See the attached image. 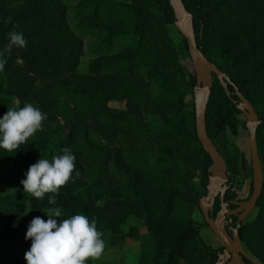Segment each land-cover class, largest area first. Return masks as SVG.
Wrapping results in <instances>:
<instances>
[{"label":"trees","instance_id":"1","mask_svg":"<svg viewBox=\"0 0 264 264\" xmlns=\"http://www.w3.org/2000/svg\"><path fill=\"white\" fill-rule=\"evenodd\" d=\"M182 2L192 14L198 48L230 80L227 95L213 75L205 111L206 131L226 162L228 185L241 154L227 137L237 134L242 114L235 87L260 121L256 142L263 182L257 213L241 238L264 264V0ZM68 8L64 0H0V50L11 31L27 41L5 53L0 117L25 103L46 114L43 130L16 152L0 149V161L10 165L0 178L10 189L0 194V246H19L23 256L29 250L28 226L20 227L28 204L38 211L60 207L58 220L82 214L95 220L98 231L136 239L137 264H213L217 251L200 236L193 217L212 162L196 135L194 106L186 107L196 77L183 68L169 34L175 22L169 0H78L73 25ZM9 17L12 23H5ZM85 35L96 43L81 72ZM119 37L130 41L114 50ZM63 148L76 157L75 171L55 195L56 204L48 203L51 193L42 200L24 193L20 181L29 166L40 158L51 161ZM130 218L135 223L128 225Z\"/></svg>","mask_w":264,"mask_h":264},{"label":"clouds","instance_id":"2","mask_svg":"<svg viewBox=\"0 0 264 264\" xmlns=\"http://www.w3.org/2000/svg\"><path fill=\"white\" fill-rule=\"evenodd\" d=\"M5 23H12L11 17ZM19 27V25H14ZM27 41L21 32L11 31L8 34V44L0 50V72L5 68L7 60L5 53L11 54L13 47L24 48ZM46 114L31 103H25L18 109L8 108L0 117V149L6 152H16L38 131L43 130ZM60 155L52 157L51 161L40 158L29 166L20 181L24 193L37 200H42L45 194L49 196V205L56 204L55 195L61 187L72 178L75 171V159L71 149H61ZM75 175L78 177L79 172ZM48 219L34 217L25 234V240H31L28 251L24 254L26 264H87L89 259H99L106 247L102 233L97 230L95 220L87 216L75 214L69 218L61 217L60 207L46 209Z\"/></svg>","mask_w":264,"mask_h":264},{"label":"water","instance_id":"3","mask_svg":"<svg viewBox=\"0 0 264 264\" xmlns=\"http://www.w3.org/2000/svg\"><path fill=\"white\" fill-rule=\"evenodd\" d=\"M169 4L175 17L174 25L186 41L188 55L191 59L196 77V84L193 90L196 135L212 162L208 183L206 185V194L198 199V208L209 229L223 241L224 251L219 256V260L214 264H224L221 259H229L228 264H246L241 260L242 256L253 264H261L255 257L242 248L236 230L233 231L234 240H232L228 237L223 227L225 212L228 214L239 212L238 218L242 220L256 207V201L260 195L263 182L262 166L258 156L256 142V131L260 121L250 101L235 87L234 92L238 98L236 107L245 117V128L248 133L252 169V191L245 201H231V203L237 205L234 210H227L226 203H221V209L217 212L215 218L210 217L215 198L218 196L222 201L224 193L229 186L227 184L228 174L226 162L206 131L205 111L213 83V75L216 76L227 95H229L228 84L230 80L198 48L193 28L192 14L186 10L182 0H169Z\"/></svg>","mask_w":264,"mask_h":264},{"label":"rangeland","instance_id":"4","mask_svg":"<svg viewBox=\"0 0 264 264\" xmlns=\"http://www.w3.org/2000/svg\"><path fill=\"white\" fill-rule=\"evenodd\" d=\"M68 5V22L73 25L76 21L74 5L78 0H64ZM168 31L171 39L177 49L178 56L181 60L182 66L186 72H194L191 59L188 55L187 50L184 47V37L175 27V25H169ZM130 41V38H120L114 45V50L126 45ZM84 53L80 59L79 70L81 72L86 71L88 62L94 57V47L96 39L93 36L85 35L83 37ZM109 105L114 108H123V103L118 101H111ZM193 106V97L189 94L186 99V107L191 108ZM239 127L236 135L227 132V137L234 143L241 154L238 155L236 167L233 172L230 173L232 177V191L237 198H245L251 192L252 184V169L251 160L249 153L248 144V133L244 128L243 121L245 117L243 114L238 116ZM9 163L0 161V178L6 176L9 171ZM10 191L9 188L4 187L0 184V194H4ZM45 209L34 210L26 205L24 216L20 222V227L28 226L30 221L34 217H41L42 219L47 216ZM257 208L255 207L251 213L246 217V221L250 222L256 215ZM193 217L196 220L200 236L209 244L215 245L216 240L211 236L208 226L204 222L202 214L199 209H195ZM135 219L130 218L128 225L134 224ZM101 232V231H100ZM102 239L105 241L106 247L102 256L97 260L89 259V264H137V252H138V241L136 239H130L125 236L124 233L110 234L101 232ZM250 252V251H249ZM256 258V257H255ZM13 261L15 263H24V256L22 255V249L19 246L4 247L0 246V264L6 261Z\"/></svg>","mask_w":264,"mask_h":264},{"label":"flooded vegetation","instance_id":"5","mask_svg":"<svg viewBox=\"0 0 264 264\" xmlns=\"http://www.w3.org/2000/svg\"><path fill=\"white\" fill-rule=\"evenodd\" d=\"M233 181H231L232 183ZM229 187L227 188L226 192V195L224 193V196H223V199L222 201L219 199V197L217 196L214 200V204H213V209H212V213L210 215V217H213L215 218L217 212L221 209V203H226V209L227 210H234L237 205L234 204V203H231V201H236V202H241V201H245L251 194V192L249 193V195H247V197L245 198H237L235 195L233 197H230L232 194H233V191H232V185H228ZM218 198V204H215L216 200ZM251 213V212H250ZM238 215H239V212L238 213H235V214H228V213H224V217H223V227H224V230L226 232V234L228 235L229 238H231L232 240H234L233 238V231L236 230V234H237V237L240 241V244L242 246V248L247 252L249 253L250 255H252L248 248L246 247L244 241L242 240L241 238V234H242V230H243V227L245 226V224H247L248 222L246 221V217L245 216L242 220H239L238 218ZM203 217V216H202ZM205 222V221H204ZM207 225V224H206ZM209 228V227H208ZM210 233H211V236L214 237V239L216 240V244L215 245H212L211 247L214 248L216 251H217V257H216V261L214 263H216L218 260H219V256L223 253L224 251V247H223V241L222 239L218 238L210 229H209ZM241 260L243 262H245L246 264H253L251 261H249L247 258H245L244 256L241 257ZM221 261L224 263V264H228L229 262V259H221ZM213 263V264H214Z\"/></svg>","mask_w":264,"mask_h":264}]
</instances>
